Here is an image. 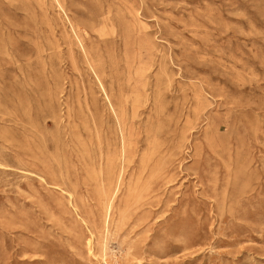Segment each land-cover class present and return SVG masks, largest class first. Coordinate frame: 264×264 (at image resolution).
Instances as JSON below:
<instances>
[{
	"label": "rangeland",
	"instance_id": "obj_1",
	"mask_svg": "<svg viewBox=\"0 0 264 264\" xmlns=\"http://www.w3.org/2000/svg\"><path fill=\"white\" fill-rule=\"evenodd\" d=\"M102 255L264 264V0H0V264Z\"/></svg>",
	"mask_w": 264,
	"mask_h": 264
},
{
	"label": "bare ground",
	"instance_id": "obj_2",
	"mask_svg": "<svg viewBox=\"0 0 264 264\" xmlns=\"http://www.w3.org/2000/svg\"><path fill=\"white\" fill-rule=\"evenodd\" d=\"M85 51V49H84ZM85 54H86V57L89 61V63L91 64L92 68L94 71H96L95 67H93L92 65V59L89 58V56L87 55L86 51H85ZM96 75H97V72H96ZM98 77V76H97ZM98 80L100 81V86L102 88V91L104 92L105 94V98L108 102V105L109 107L111 108L112 110V113L115 117V119L117 120L118 122V125H119V129L121 131V147H120V158L121 160L123 161V163H125V161H128L129 159H132V155H131V148L129 147V144L127 143V138H126V134H125V120H124V117L127 115V112H128V98H125L124 95H120V97L118 98V100H113V98L109 95V93L107 92L104 84L101 82L100 78L98 77ZM135 89L136 87L134 86L132 88V92L133 93H136L135 92ZM132 99H133V102L134 103H138V99H137V96L136 95H133L132 96ZM133 106L135 104H132ZM115 166H116V163H115V158L113 157H109L107 158V163H106V169H102L101 171V180H104L107 175H109L110 179H114V169H115ZM121 177H122V174L118 175V177H116L115 179V190L113 191V194L110 197H108L107 195V191L105 189V186L102 184V186L100 187V191L102 193V197L103 199L107 202H108V207H107V210H106V219H105V226L108 224V221L107 219L111 217V212H112V204H113V200H114V196L118 193L119 189H118V184H120L121 182ZM113 179L111 180L110 183H114ZM91 237H93V233H91ZM88 244L91 246L92 245V240L90 239L88 241ZM102 261H103V264H110V262L107 261L106 259V256L105 255H102Z\"/></svg>",
	"mask_w": 264,
	"mask_h": 264
}]
</instances>
